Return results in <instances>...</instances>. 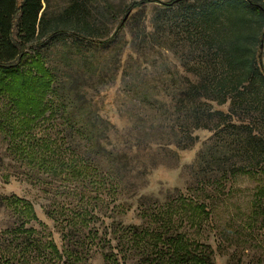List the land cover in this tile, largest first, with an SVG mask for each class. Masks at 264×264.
Masks as SVG:
<instances>
[{
	"label": "rangeland",
	"instance_id": "obj_1",
	"mask_svg": "<svg viewBox=\"0 0 264 264\" xmlns=\"http://www.w3.org/2000/svg\"><path fill=\"white\" fill-rule=\"evenodd\" d=\"M67 1L49 0V13L59 12ZM105 1L111 12L96 13L90 20L94 39L108 38L131 12L109 45L78 50L74 37L66 34L26 50L30 55L38 51L55 73V90L48 96L51 114L20 129V115L0 92V264H107L105 252H116L120 243L126 249L129 227L162 226L161 216L153 217L157 212L171 224V233L206 244L213 264H264L262 156H254L228 127L213 128L214 123L210 130L193 131L191 148H176L170 130L179 132L183 123L175 103L182 97L184 78L195 81L187 68L198 51L181 41L177 28L162 31L152 24L160 3L141 14L129 9L138 0ZM89 7L101 12L102 1L92 0ZM81 56L96 70L85 72L79 95L70 91L72 101L61 109L59 97L69 85L64 73L78 70ZM78 75L83 74L75 76L81 80ZM227 107L221 108L226 112ZM69 117L74 128L66 124ZM79 128L104 129L105 147L113 156L95 157L87 172L83 167L72 175L63 169L64 162L90 153ZM26 139L56 142L55 173L39 169L13 147L20 141L27 144ZM181 196L202 203L207 214L194 216ZM22 203L30 205L34 217L27 216ZM147 242L145 238L126 253L122 250L124 259L117 253L120 262L150 264L141 251Z\"/></svg>",
	"mask_w": 264,
	"mask_h": 264
},
{
	"label": "trees",
	"instance_id": "obj_2",
	"mask_svg": "<svg viewBox=\"0 0 264 264\" xmlns=\"http://www.w3.org/2000/svg\"><path fill=\"white\" fill-rule=\"evenodd\" d=\"M91 1L68 0L59 12L53 14L48 11L49 0H0V92L6 95L20 115V129H27L31 121L47 112L51 114L52 101L48 96L55 90L52 85L55 73L46 66L38 51L30 55L27 48L44 46L46 41L52 42L57 36L66 34L74 37V47L78 50L82 46L109 45L131 16L130 12L108 38L94 39L90 20L96 18V13L102 15L111 11L110 4L101 0L102 11L93 12L89 7ZM190 1L195 2L194 5ZM156 2L162 7L155 9L157 12L152 24L162 31L166 26L177 28L181 41L198 51L196 61L187 68L195 81L184 78L182 97L175 103L179 120L183 123L179 132L170 130L175 147L180 150L191 148L196 141V137H192L193 131L210 130L214 123L213 128L216 129L228 127V133H232L238 142L244 140L253 155L260 154V161L264 162V0H171L165 3L138 0L129 9L142 14L145 7ZM80 60L78 70L67 68L64 73V82L69 85L67 93L59 97L61 109L72 101L70 91H74L75 96L79 95L77 89L85 83V72L96 70L90 66L86 56H81ZM77 74H83L78 75L81 80L75 78ZM143 102L153 106L148 98ZM225 104L228 105L226 112L221 108ZM66 124L75 127L70 117ZM90 126L96 128V122ZM78 133L90 153L83 158L72 155L68 163L64 162L63 169L66 167L72 175L83 172V167L87 172L92 164L90 160L95 157L105 159L113 156L106 150L108 140L104 129L79 128ZM18 143L13 147L23 151L39 169L56 172L53 161L59 153L56 142L32 139V144L29 141L27 144ZM180 198L183 203H190L189 209L194 216L202 212L207 214L202 203H193L183 196ZM13 200L23 199L14 197ZM22 206L27 216H35L30 205L22 203ZM162 215L158 212L153 215L155 218L161 216L158 218L162 225L160 229L138 231L129 227L126 249L125 243H120L116 245V252H105L107 264H123L117 253H122L121 258L124 259L126 254L123 251L126 253L134 243L140 244L145 238L149 242L141 251L147 253L145 259L150 258V264H213L212 253L206 244H199L183 233H171V224ZM49 246L57 251L54 243H49Z\"/></svg>",
	"mask_w": 264,
	"mask_h": 264
},
{
	"label": "water",
	"instance_id": "obj_3",
	"mask_svg": "<svg viewBox=\"0 0 264 264\" xmlns=\"http://www.w3.org/2000/svg\"><path fill=\"white\" fill-rule=\"evenodd\" d=\"M127 15H128V14H126V15L124 16L123 20H125V19H126Z\"/></svg>",
	"mask_w": 264,
	"mask_h": 264
}]
</instances>
